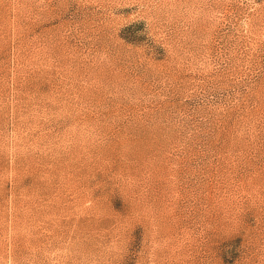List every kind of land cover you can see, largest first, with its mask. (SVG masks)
Returning <instances> with one entry per match:
<instances>
[{"label": "rangeland", "instance_id": "obj_1", "mask_svg": "<svg viewBox=\"0 0 264 264\" xmlns=\"http://www.w3.org/2000/svg\"><path fill=\"white\" fill-rule=\"evenodd\" d=\"M0 264H264V0H0Z\"/></svg>", "mask_w": 264, "mask_h": 264}]
</instances>
